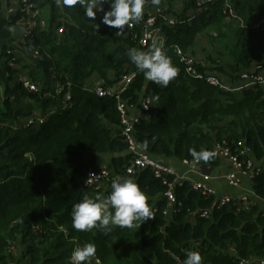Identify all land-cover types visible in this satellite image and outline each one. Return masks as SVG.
Masks as SVG:
<instances>
[{
    "label": "trees",
    "instance_id": "16d2710c",
    "mask_svg": "<svg viewBox=\"0 0 264 264\" xmlns=\"http://www.w3.org/2000/svg\"><path fill=\"white\" fill-rule=\"evenodd\" d=\"M201 1L161 0L163 14L176 21L170 26L158 18L179 75L165 88L137 74L122 95L137 108L144 99L154 100L151 116L135 125L136 144L166 164L192 159L191 150H207L214 155L201 165L217 169L222 164L217 144L243 141L260 165L264 87L229 92L192 79L171 46L196 60L192 48L198 36H205L215 58L205 57L208 67L197 68L236 86L252 66L264 67V31L253 29L264 19V0ZM32 2L39 14L37 26L20 42L9 30L20 15L8 16L0 4V264H70L72 250L88 242L96 244L100 264H183L189 250L199 252L203 264L264 259V167L251 181L254 198L224 206L191 181L175 184L177 203L171 206L165 193L175 177L156 178L151 170H142L130 177L148 196L153 219L140 228H114L108 234L72 228L73 204L84 195L111 191L85 187L84 178L94 169L90 160L108 159L114 177H126L132 161L121 137L117 99L100 98L92 89L98 83L115 87L124 74L135 72L127 50L147 48L126 29L97 30L96 18L84 16L79 5L69 9L57 0ZM227 2L241 21L228 18ZM62 24L66 31L60 36ZM21 78L37 82L40 92L27 90ZM59 88L64 90L58 95ZM67 94L71 101L65 107ZM34 116L45 117V122L19 127L21 119ZM13 244L21 247L20 253L11 251Z\"/></svg>",
    "mask_w": 264,
    "mask_h": 264
},
{
    "label": "built area",
    "instance_id": "2783aa9c",
    "mask_svg": "<svg viewBox=\"0 0 264 264\" xmlns=\"http://www.w3.org/2000/svg\"><path fill=\"white\" fill-rule=\"evenodd\" d=\"M219 0H202L200 5L217 2ZM0 4L5 13L10 17L19 16L20 18L16 22L15 29L23 28L24 36L27 38L32 35L34 29L37 26L38 12L35 9V5L32 0H0ZM226 11L229 19H238L234 8L229 2L226 3ZM104 12L110 10L106 4L103 5ZM163 8L155 7L150 2L145 5V12L143 19L134 23L131 27H125V29L132 35L133 40L143 48H148L155 41L157 44H163L164 48H168V39L163 31L162 25L158 24V18L163 19L164 22L170 26L176 25V21L172 18H168L163 14ZM104 12H98L96 16L97 24L101 28L110 27L101 23ZM241 21V20H240ZM45 28V22H42ZM253 29L258 31H264V19L257 21L253 24ZM65 25H61L57 32L61 36L65 33ZM176 49L178 56L181 58V62L186 66L187 74L195 80L204 81L209 85L229 92H242L245 90L254 89L256 87H264V67L262 65H254L249 71L241 74V81L236 86L228 84L223 77L216 72L206 71L200 72L197 65H202L207 68L208 65L205 62L198 63L191 55L186 54L178 46H171ZM38 55V53H37ZM134 72L124 74L120 81L112 89L103 87L101 83L96 84L92 89L94 93L100 98L114 97L118 101V110L121 117V137L129 145V153L132 155V161L129 166L125 168V176L135 175L142 170H151L156 178H164L165 176H174L173 183L169 184V189L165 193V197L171 206H175L177 203L176 196L174 194V187L176 183H183L184 181H191L194 184V188L201 190L204 195H214L217 202L224 206L231 203L233 200H239L240 202H248L249 198H254L255 194L252 191H248L246 194L239 195L237 197L223 196L218 197L216 191L208 185L207 181L211 179V176L204 175L205 181H195L192 178L194 175L200 174L201 163H197L193 158L181 161L182 165L187 168V172L184 175H180L171 166L163 162H159L153 159L151 156L139 149L134 138L135 125L140 122L142 117L151 116V111L154 107V100L152 98L144 99L140 105V108L130 105L127 101L122 100V95L128 90V88L135 82L137 74ZM20 81L24 87L30 92H40V85L37 82H33L26 78H21ZM60 87V86H59ZM64 89L59 88L58 95L62 93ZM71 101V95H65L63 99L64 106ZM45 122L44 118L32 117L28 119L25 127H31L36 125H42ZM216 151L222 160V163L227 164L230 167L228 173L223 174V178L228 183L229 187L233 189H239L242 187L246 179L252 181L256 175L260 173L264 167V161L259 163L252 160L251 151L245 146L243 141L230 146L229 143L224 140L217 144ZM95 174V176H90ZM115 177L112 175L111 170L106 168H94L90 170L84 179V185L88 189L94 190H110V183ZM90 179L92 183L86 184V181ZM35 231H39V228H35ZM15 246L12 245L11 251H15ZM100 260L96 255L92 263L96 264V261ZM4 264H14L13 262H7ZM242 264H264V259H254L250 262H244Z\"/></svg>",
    "mask_w": 264,
    "mask_h": 264
},
{
    "label": "clouds",
    "instance_id": "9594fccd",
    "mask_svg": "<svg viewBox=\"0 0 264 264\" xmlns=\"http://www.w3.org/2000/svg\"><path fill=\"white\" fill-rule=\"evenodd\" d=\"M64 8H74L79 5L84 10V16L95 20L98 12H104L103 5H110V10L104 12L101 23L111 28L125 31L140 22L144 17L145 5L159 7L161 0H57ZM100 27L96 24V29ZM15 31V29H9ZM129 61L135 66L136 74H143L145 80L156 85L167 87L179 75V69L173 64L163 44L155 41L147 49L135 47L127 50ZM158 99V97H157ZM143 147H147L146 143ZM193 159L208 161L214 153L207 150L199 152L191 150ZM90 176H95L91 174ZM92 183L88 179L86 184ZM111 191L97 193L95 196L84 195L82 199L71 207V226L77 232H92L97 230L108 234L114 228L134 229L154 218L149 198L132 177L117 175L110 183ZM95 243L88 242L77 245L69 257L70 264H92L96 258ZM99 264V261H96ZM183 264H203L202 256L197 251H186Z\"/></svg>",
    "mask_w": 264,
    "mask_h": 264
},
{
    "label": "crops",
    "instance_id": "0c3cea01",
    "mask_svg": "<svg viewBox=\"0 0 264 264\" xmlns=\"http://www.w3.org/2000/svg\"><path fill=\"white\" fill-rule=\"evenodd\" d=\"M168 165H171L180 175H184L187 172V168L184 167L180 161H174ZM229 171L230 167L227 164L222 163L219 168L213 170L211 179L207 181L208 185L216 191L218 197H237L239 195L246 194L248 191H252V183L248 179L244 181L242 187L239 189L229 187L228 183L223 178V174L228 173ZM192 178H194L195 181H205L202 173L194 175Z\"/></svg>",
    "mask_w": 264,
    "mask_h": 264
},
{
    "label": "rangeland",
    "instance_id": "374dc122",
    "mask_svg": "<svg viewBox=\"0 0 264 264\" xmlns=\"http://www.w3.org/2000/svg\"><path fill=\"white\" fill-rule=\"evenodd\" d=\"M8 16H9V14H8ZM14 33H15L14 40L16 42H20L21 40L26 39V37L24 36L23 28L20 27L19 29H15ZM192 50L195 51V55L194 56H198L196 58V60L202 61V62H205V59L212 54V49L210 47V44H209L207 38L205 36H201V35L198 36L196 45L192 48ZM212 56L214 57L213 54H212ZM3 61L5 63V58L3 59ZM22 70H23L22 72H24L25 75H28V71H24V69H22ZM27 121H28V119H21L19 121V124H18L19 127L25 126L27 124ZM90 162H91V167L94 166V168H99V169L106 168L107 167L106 165H108V159H99V160L95 159L94 161L93 160L92 161L90 160ZM14 250H15V253H17V250L20 253L22 249H21L20 246H18V248H17V246H15V249Z\"/></svg>",
    "mask_w": 264,
    "mask_h": 264
},
{
    "label": "water",
    "instance_id": "95a60500",
    "mask_svg": "<svg viewBox=\"0 0 264 264\" xmlns=\"http://www.w3.org/2000/svg\"><path fill=\"white\" fill-rule=\"evenodd\" d=\"M214 168L211 167V166H202L200 168V172L204 175H208V176H211L212 175V172H213Z\"/></svg>",
    "mask_w": 264,
    "mask_h": 264
}]
</instances>
